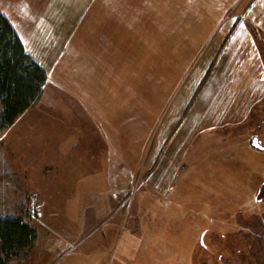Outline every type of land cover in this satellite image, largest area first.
<instances>
[{
  "label": "rangeland",
  "instance_id": "obj_1",
  "mask_svg": "<svg viewBox=\"0 0 264 264\" xmlns=\"http://www.w3.org/2000/svg\"><path fill=\"white\" fill-rule=\"evenodd\" d=\"M123 4L97 11L96 30L73 60L78 84L47 88L23 119L63 116L17 125L47 136L53 160L97 161V173L84 169L93 171V191L72 165L50 169L43 183L33 168L26 179L7 172L1 204L22 213L36 195L40 213L29 219L38 232L32 250L4 264H263L264 203L255 196L264 149L253 145L256 138L264 148L259 64L250 49L224 48L236 14L249 8L226 7L232 0ZM114 22L121 35L109 46L101 37ZM253 27L264 66V33ZM71 143L75 153L59 150ZM88 144L97 151L86 153ZM64 239L68 247L55 253L42 247ZM247 239L259 244L255 258Z\"/></svg>",
  "mask_w": 264,
  "mask_h": 264
},
{
  "label": "crops",
  "instance_id": "obj_2",
  "mask_svg": "<svg viewBox=\"0 0 264 264\" xmlns=\"http://www.w3.org/2000/svg\"><path fill=\"white\" fill-rule=\"evenodd\" d=\"M35 1L37 3H35ZM35 1L0 0V12L8 19L14 28L20 38L24 50L33 59H35L46 72V82L39 98L41 100V98L45 96L46 90H48L47 88H52L51 91L54 90L56 92H62V90L69 92L70 88L67 87H69L70 84L73 86L78 84V79L74 78V72L77 68L73 65V60L75 59L74 57L76 56L77 50L79 51L80 49L85 48L87 41L91 35L93 36V33L96 30L97 11L100 12L104 9V7L109 6L121 8L124 5L123 2H128L130 0ZM232 3L234 4H226V7H247L249 10L246 12L238 11V14H236V31L229 33L227 37H225L227 40L224 44V48L228 47L231 50L235 49L236 51L233 52L235 54L238 51H241L240 49H250L254 52V57H256L257 63L259 64L258 77L260 78V83L257 90L260 93L262 101L264 99V66L260 57L255 53L254 42L248 29L246 28V23L247 21L250 22L253 26H256L264 33V0H249L245 5H241V0H232ZM119 19L117 21L122 23V19ZM243 21H245V24ZM115 22L114 27L111 29L106 26V29L108 30H105L103 36L101 37V40L105 41L109 46L111 44L114 45L115 41L121 35L120 31H115L117 30L115 28ZM115 32L120 34L116 35ZM113 37H115V40L112 42ZM97 45L101 47L100 50L103 49L99 43ZM257 101H259V99L255 98L250 102L247 115L244 116V120H246L248 115L252 112ZM26 112L27 110L21 113L10 126L2 130L0 133V142L2 144L0 145L3 146L2 148L0 146L1 180H3L4 176L8 175L7 172H9L12 176L11 179H15L17 175L19 178L26 179L29 176L30 169L33 168L35 180L43 183L42 178H45L50 169H53L54 167H70V165H72L75 168V175L82 176L85 174V180L83 181L85 183L82 182V179L80 182L87 185L92 184L90 189V193H92L94 180L93 171L89 170V172L86 173L84 169H87L88 166L90 169L95 167V172L97 173V161H93V159H91L90 162H84V156L81 154L76 160L72 157L73 154H71L70 159H72V161L70 159H63L59 161L57 159L53 160L48 154L47 145L50 144V139L47 136L45 137L48 139V143L46 142L45 137H43V134L40 135L39 133H36L37 131L34 128H32V130H26L25 133H21L23 132V129L17 127L19 122L24 119H27L28 121L26 125H31L36 120H43L45 118L46 120H55L54 116L63 115L55 112H52V114L46 112L45 115L42 114L40 115L41 117H39V115H36L35 113H27L26 117L23 119ZM72 117L75 118L76 115L73 113ZM23 135H25L24 138H22ZM35 136L37 137V140ZM36 141L38 142L36 143ZM58 146L60 145L56 144L57 148ZM96 147L97 145L93 147V145L88 144L84 150L86 153L92 154L97 151ZM64 149L66 154L70 151L75 153L74 143L66 145L65 148L63 146L59 148L61 151ZM5 152L7 156L10 157L11 161L6 157ZM56 152H58V149H56ZM63 157L66 156L64 155ZM1 180L0 192H3V188H5L6 191H9L11 184H4ZM80 189L83 188L81 187ZM80 189L79 191H81ZM241 199H244V196H241ZM2 200L3 199L0 197V213L2 211L4 214L8 215L15 214L16 205L12 204L11 206L5 207L1 204ZM239 229L237 228V233L240 232ZM251 231L253 232V230L250 229L249 236H251ZM252 240L253 239H247V243H245V248L247 247L248 250L258 248L259 246L258 243L257 247L256 244H251ZM68 245L69 242L65 239L62 241L49 240L44 242L42 247L50 253H55L56 251H59L60 248H67ZM242 248L243 246H241L240 249L242 250ZM251 258L252 257H250V259ZM237 263H243V261L241 260V262Z\"/></svg>",
  "mask_w": 264,
  "mask_h": 264
},
{
  "label": "trees",
  "instance_id": "obj_3",
  "mask_svg": "<svg viewBox=\"0 0 264 264\" xmlns=\"http://www.w3.org/2000/svg\"><path fill=\"white\" fill-rule=\"evenodd\" d=\"M246 25L259 40L256 28L248 21ZM45 82V70L24 50L14 28L0 12V133L36 103ZM255 199L264 202V183ZM28 207L18 214L0 213V264L26 255L37 242L38 232L29 221ZM258 252L249 251L254 258Z\"/></svg>",
  "mask_w": 264,
  "mask_h": 264
},
{
  "label": "built area",
  "instance_id": "obj_4",
  "mask_svg": "<svg viewBox=\"0 0 264 264\" xmlns=\"http://www.w3.org/2000/svg\"><path fill=\"white\" fill-rule=\"evenodd\" d=\"M31 205L28 207V214L31 218L36 219L39 215V204L37 201V196L36 195H32L31 196Z\"/></svg>",
  "mask_w": 264,
  "mask_h": 264
},
{
  "label": "water",
  "instance_id": "obj_5",
  "mask_svg": "<svg viewBox=\"0 0 264 264\" xmlns=\"http://www.w3.org/2000/svg\"><path fill=\"white\" fill-rule=\"evenodd\" d=\"M253 145H255L256 147H260L256 138L253 139Z\"/></svg>",
  "mask_w": 264,
  "mask_h": 264
},
{
  "label": "flooded vegetation",
  "instance_id": "obj_6",
  "mask_svg": "<svg viewBox=\"0 0 264 264\" xmlns=\"http://www.w3.org/2000/svg\"><path fill=\"white\" fill-rule=\"evenodd\" d=\"M257 148H259V149H264L261 145H260V147H257ZM264 183V179L261 181V183L259 184V186L261 185V184H263ZM259 188V187H258ZM258 188H257V190H258ZM257 193V192H256ZM264 203V202H263Z\"/></svg>",
  "mask_w": 264,
  "mask_h": 264
}]
</instances>
